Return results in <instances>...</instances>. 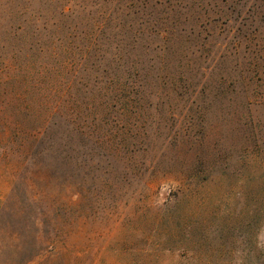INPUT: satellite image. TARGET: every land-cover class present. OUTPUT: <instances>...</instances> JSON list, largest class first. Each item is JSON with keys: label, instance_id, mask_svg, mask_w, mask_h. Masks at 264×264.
Returning <instances> with one entry per match:
<instances>
[{"label": "rangeland", "instance_id": "1", "mask_svg": "<svg viewBox=\"0 0 264 264\" xmlns=\"http://www.w3.org/2000/svg\"><path fill=\"white\" fill-rule=\"evenodd\" d=\"M0 264H264V0H0Z\"/></svg>", "mask_w": 264, "mask_h": 264}, {"label": "trees", "instance_id": "2", "mask_svg": "<svg viewBox=\"0 0 264 264\" xmlns=\"http://www.w3.org/2000/svg\"><path fill=\"white\" fill-rule=\"evenodd\" d=\"M49 178H50V180H52V179H53V176H52V174L49 176Z\"/></svg>", "mask_w": 264, "mask_h": 264}]
</instances>
